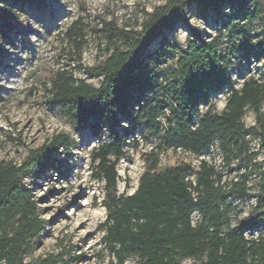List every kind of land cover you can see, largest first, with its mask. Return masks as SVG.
Wrapping results in <instances>:
<instances>
[{"label":"trees","instance_id":"trees-1","mask_svg":"<svg viewBox=\"0 0 264 264\" xmlns=\"http://www.w3.org/2000/svg\"><path fill=\"white\" fill-rule=\"evenodd\" d=\"M166 2L140 30L105 23L99 32L107 55L98 66L86 68L99 85L58 71L48 103L74 130L88 128L95 139L108 135L91 150V177L103 184L106 219L100 231L110 264H264V237L246 235L264 224V82L250 77L237 89L231 78L241 52L251 56L255 49L264 50V27L258 46L251 34L256 23H264V0ZM43 4L0 0L1 37L15 32L23 8ZM193 6L218 16L222 30L205 39L201 29H191L182 46L167 33L188 25ZM66 36L80 62L85 26L75 22ZM225 88L226 105L218 112L209 98ZM248 111L256 115L252 127L244 123ZM138 132L151 150L143 154L145 171L137 190L120 195L117 165L126 157L129 137L128 144L138 146ZM75 147L74 138L60 133L30 149L21 164H0V264H28L49 221L40 218L27 182L33 185L55 170L61 165L59 154ZM210 148L221 156L219 167L200 160L195 168L183 159L161 168L170 153L196 158ZM253 180L255 205L234 225L235 203L250 197ZM80 259L58 263L50 257L40 264H76Z\"/></svg>","mask_w":264,"mask_h":264},{"label":"rangeland","instance_id":"rangeland-1","mask_svg":"<svg viewBox=\"0 0 264 264\" xmlns=\"http://www.w3.org/2000/svg\"><path fill=\"white\" fill-rule=\"evenodd\" d=\"M166 3V0H44L41 7H25L20 11L17 29L7 39L0 35V164H21L30 149L38 148L56 134H69L76 140L71 152L59 154V167L48 170L33 185L27 182L37 201L40 218L49 221L37 247L26 259L28 264H40L50 257H55L58 263L61 259L69 263L74 256L81 257L76 264H110L100 231L106 219L103 184L91 177V150L107 141L108 135L95 139L88 128L74 130L48 103V90L58 71H68L76 79L97 87L99 80L89 77L86 68L98 66L107 55L103 34L99 32L105 23H113L119 29L140 30L150 15ZM223 14L230 12L225 10ZM188 20L187 26L179 25L167 33L170 40L175 38L185 46L191 29H201L205 39L218 37L222 30L218 16L202 14L195 6L189 9ZM77 21L85 26L86 34L80 62L73 43L66 36ZM263 27V22L256 23L251 32L256 46ZM157 47L158 43L150 52ZM241 55L231 70L235 87L240 89L250 77L264 82V50L255 49L251 56L243 52ZM227 96L225 88L211 95L209 104L222 112ZM244 123L247 127L256 124L253 111L247 112ZM136 135L138 146L129 145L133 140L129 137L126 157L117 165L120 195L137 190L145 171L143 154L151 150L140 133ZM251 141L253 149L258 150V140ZM183 159L195 168L200 160L217 167L222 161L218 150L210 148L196 158L170 153L163 157L161 168L175 166ZM251 186L250 197L235 203L238 211L232 219L234 225L245 219L255 205L256 181ZM193 217L198 219L196 214ZM246 235L264 237V224Z\"/></svg>","mask_w":264,"mask_h":264}]
</instances>
